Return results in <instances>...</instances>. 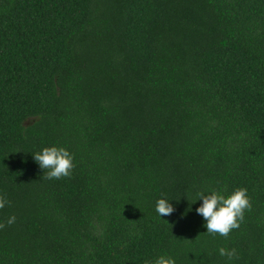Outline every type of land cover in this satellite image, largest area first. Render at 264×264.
Instances as JSON below:
<instances>
[{"label": "trees", "instance_id": "trees-1", "mask_svg": "<svg viewBox=\"0 0 264 264\" xmlns=\"http://www.w3.org/2000/svg\"><path fill=\"white\" fill-rule=\"evenodd\" d=\"M240 187L209 234L197 194ZM0 196V264H264V0H0Z\"/></svg>", "mask_w": 264, "mask_h": 264}, {"label": "clouds", "instance_id": "clouds-1", "mask_svg": "<svg viewBox=\"0 0 264 264\" xmlns=\"http://www.w3.org/2000/svg\"><path fill=\"white\" fill-rule=\"evenodd\" d=\"M33 156L40 168L47 170L45 179H60L71 176L74 168L73 155L66 148L54 145L44 147L41 151L34 153ZM197 196L203 202L196 208V212L206 221L207 232L213 235L219 234L228 237L233 229L239 228L240 222L244 219L245 211H250L252 207L247 189L243 187L236 188L228 195L212 190L207 194L199 192ZM6 203L10 202L5 197L0 196V209L4 208ZM156 211L160 216H168L171 215L174 208L169 200L161 198L156 202ZM15 220V215L8 217L6 223H0V229L6 225L10 226ZM219 254L228 257V259L237 256L235 249L229 250L223 247L219 249ZM145 264H175V260L171 256L160 255L154 262L146 261Z\"/></svg>", "mask_w": 264, "mask_h": 264}]
</instances>
